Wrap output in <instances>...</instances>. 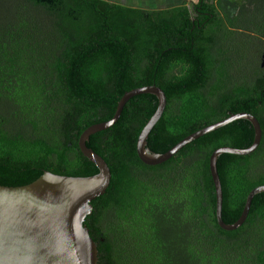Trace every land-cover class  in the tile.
<instances>
[{
  "label": "trees",
  "instance_id": "obj_1",
  "mask_svg": "<svg viewBox=\"0 0 264 264\" xmlns=\"http://www.w3.org/2000/svg\"><path fill=\"white\" fill-rule=\"evenodd\" d=\"M264 0H193L145 9L109 0H0V184L26 185L44 171L91 176L80 151L89 126L110 120L122 96L162 88L165 110L147 146L164 153L193 132L248 112L262 128L248 155L218 158L223 220L242 213L264 185ZM158 99L133 96L118 121L90 137L112 180L85 225L99 264H264V192L245 222L222 229L209 168L222 146L254 139L239 119L159 165L137 154Z\"/></svg>",
  "mask_w": 264,
  "mask_h": 264
},
{
  "label": "water",
  "instance_id": "obj_2",
  "mask_svg": "<svg viewBox=\"0 0 264 264\" xmlns=\"http://www.w3.org/2000/svg\"><path fill=\"white\" fill-rule=\"evenodd\" d=\"M264 65V63H263ZM157 97L155 113L143 126L137 139V154L147 165H159L177 154L195 139L235 120H248L254 128V139L247 148L222 146L215 149L209 168L215 186L216 219L224 230H235L246 220L252 200L264 192V185L254 187L246 197L242 213L234 223H226L222 216L223 188L218 173V158L224 153L248 155L262 140L259 120L251 113H229V116L193 132L164 153H156L148 146V137L161 118L167 96L156 85L138 87L126 92L119 100L114 116L105 122L86 128L78 139L81 153L98 168L91 176H67L50 171L33 182L21 186L0 184V264H99V250L85 220L93 211L92 202L106 193L112 180L106 160L88 146L90 137L113 126L125 104L139 94Z\"/></svg>",
  "mask_w": 264,
  "mask_h": 264
},
{
  "label": "rangeland",
  "instance_id": "obj_3",
  "mask_svg": "<svg viewBox=\"0 0 264 264\" xmlns=\"http://www.w3.org/2000/svg\"><path fill=\"white\" fill-rule=\"evenodd\" d=\"M124 5L140 7L145 9H164L186 3L190 5L193 0H109ZM240 1V0H239Z\"/></svg>",
  "mask_w": 264,
  "mask_h": 264
}]
</instances>
